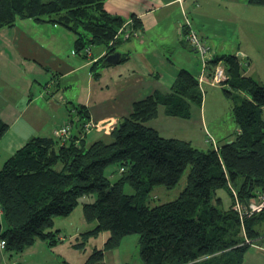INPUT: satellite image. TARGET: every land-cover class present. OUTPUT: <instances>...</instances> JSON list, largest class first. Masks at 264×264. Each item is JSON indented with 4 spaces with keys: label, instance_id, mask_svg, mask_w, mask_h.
I'll list each match as a JSON object with an SVG mask.
<instances>
[{
    "label": "trees",
    "instance_id": "16d2710c",
    "mask_svg": "<svg viewBox=\"0 0 264 264\" xmlns=\"http://www.w3.org/2000/svg\"><path fill=\"white\" fill-rule=\"evenodd\" d=\"M248 3L264 7V0ZM22 19L62 25L75 36V52L83 55L85 48L97 45L112 53L132 31L140 30L139 21L131 15L129 33L122 32L125 20L108 14L103 0H0V29ZM218 61L225 72L222 85L231 88L223 89L224 94L232 98L242 94L232 107L237 130L231 141L202 151L189 142L164 138L145 125L160 106L166 115L183 119L190 117L191 106L201 107L198 80L184 69L168 93L154 92L134 102L130 114L112 128L110 142L86 145L80 135L88 114L74 106L81 126L76 135L34 137L0 169L3 249L12 255L37 241L53 246L62 240L59 231L52 229L54 219L67 217L80 198L93 196L91 202L81 203L84 221L93 226L79 234L75 246L82 248L84 241L102 232L108 236L84 264H100L105 251L134 234L142 264H241L250 244L264 239L260 231L264 210L241 216L233 209L236 199L244 206L264 193V84L241 74L234 57L223 55L208 64ZM6 131L7 125L0 120V139ZM109 166L119 170L117 179L105 175ZM185 171L177 198L149 207L153 189L172 190ZM125 186L132 194L124 192ZM220 189L231 199L227 209L215 195Z\"/></svg>",
    "mask_w": 264,
    "mask_h": 264
},
{
    "label": "crops",
    "instance_id": "0c3cea01",
    "mask_svg": "<svg viewBox=\"0 0 264 264\" xmlns=\"http://www.w3.org/2000/svg\"><path fill=\"white\" fill-rule=\"evenodd\" d=\"M194 3L197 2L103 0V9L108 14L125 20L122 32L129 33L131 15L140 23V30L132 31L127 40L118 44L120 49H115L114 52L121 56L117 65L102 66L101 59L107 54L104 45L90 46L84 55L75 52V36L56 23L22 19L10 28L0 29V120L7 125V131L0 139L4 160L34 137L54 138L53 130L71 120L70 136L76 135L81 126L76 111L72 112L74 106L83 107L88 114L86 122L92 127L79 135L89 145L111 138L112 128L130 114L134 102L154 92L168 93L179 70L191 73L187 64L192 63L191 57L194 56L191 55L195 54L180 38L182 26L187 24L211 51L203 39L208 31V9L205 4L199 6ZM173 55L174 59L185 61L174 62ZM122 57L126 59L121 61ZM216 57L220 56H213ZM145 125L164 138L183 140L200 149L207 145L215 149L225 142L220 141L229 142L234 138L226 135L219 139V143H213L217 138L214 139L208 130L202 105L200 108L191 106L188 119L168 116L160 106L156 117ZM92 130L97 131V135L87 143ZM206 135L210 139H206ZM76 209H80L79 220L68 224L71 226L68 229L78 240L79 234L92 228L93 224L84 221L81 203L70 215ZM61 228L55 230H65L63 225ZM107 236L105 232L100 233L102 245ZM259 242L264 245V239ZM36 243L51 257V261H56L53 260L55 256L59 258L54 252L57 243L53 246L45 241ZM254 245L250 244V248L257 249ZM115 249L104 252L103 263L110 262L109 253Z\"/></svg>",
    "mask_w": 264,
    "mask_h": 264
},
{
    "label": "rangeland",
    "instance_id": "374dc122",
    "mask_svg": "<svg viewBox=\"0 0 264 264\" xmlns=\"http://www.w3.org/2000/svg\"><path fill=\"white\" fill-rule=\"evenodd\" d=\"M195 1L199 6L205 4L208 9V31L203 39L210 46L211 51L208 52L206 59L210 60L215 55L221 57L225 54L234 57L235 60L239 62L241 74L243 73L245 76L252 78L258 84L263 85L264 7L252 5L248 3V0ZM115 47L120 49L119 45H116ZM195 54L191 55L194 56L191 57L193 58L192 63L187 65H190L191 73L197 78L201 77L202 72H204V77L206 78L208 70L212 69L215 64H208V67L204 68L199 56L196 54V57ZM174 58L175 55L172 57L174 62L177 61L181 63L185 61L183 59L178 61ZM184 67L188 68V66ZM200 87L199 89L203 96V116L205 117L208 130L212 132L214 139L217 138L216 142L213 143H219L221 138L226 135H231L232 138L236 129L232 118V107L242 94L236 93L237 97H228L223 92V89L225 88L228 90L231 89L228 85L213 86L210 85L207 80L202 81ZM233 92H235V90ZM73 111H75V109H73L72 112ZM94 135H97V131L92 130L87 137V143H89ZM208 137L210 139V136L206 135V139ZM111 140V138L103 139L104 142H110ZM224 141L228 142L226 140L220 142L222 143ZM196 149L200 148L197 147ZM209 149L210 147L207 145L205 149L200 150L207 151ZM5 161L6 160H4V157L0 152V168H2ZM115 169L118 173L113 174L112 172H114ZM118 174L119 170H117L115 166H109L105 169V175L109 176L110 180L117 179ZM186 175L187 171L184 172L179 183L172 190H166L163 187H155L149 194V207H154L176 199L184 187ZM124 192L126 194H132V189L125 186ZM215 195L220 198L222 202L221 207L227 209L230 205L231 199L226 191L223 189L217 190ZM85 198L86 199L84 200L83 198L79 200L77 208L80 206V203L91 202L94 197ZM76 210L77 211H74L73 215L67 217L65 221L63 220L65 217L55 218L53 221L54 225L52 229H62L61 225H63L65 229L59 232V237L63 236V238L54 248L55 255L59 257H53V260L56 261H51V257L43 252L42 247L38 245L39 243H34V245L21 254L9 255L4 249H0V264H84L88 256L91 254V251L95 248L101 249L103 245L101 244L99 233L97 236L90 237L88 240L84 241L82 248H77L75 246L80 240L74 239L72 232H70L71 229H68L71 226L68 224H75L79 220L78 213L80 212V209ZM261 229V235H264V228L262 227ZM254 244V247L259 250L253 248L246 249L242 254L241 264H264V245L262 246L259 241ZM113 254H115L114 257ZM109 256H111L109 257L110 262H101L100 264H142L139 258L138 235L134 234L125 237L121 241L120 246L109 253ZM115 261H117V263Z\"/></svg>",
    "mask_w": 264,
    "mask_h": 264
},
{
    "label": "built area",
    "instance_id": "2783aa9c",
    "mask_svg": "<svg viewBox=\"0 0 264 264\" xmlns=\"http://www.w3.org/2000/svg\"><path fill=\"white\" fill-rule=\"evenodd\" d=\"M179 35L182 41H185V43L199 56L203 67L207 68L209 60L206 59V56L209 51L208 48L204 46L202 40L197 36V34L191 28H189L187 24H185L180 28ZM127 36L128 34L125 33L124 37ZM83 52L87 54L89 52V48H85ZM204 80L209 81V84L213 86L222 85V82L225 80V72L222 61H218L212 69L208 70L206 78L204 77V72L201 73V77L198 79L199 86ZM70 127L71 122L57 127L53 130V136L58 139H67L70 136ZM91 127L92 126L86 122L83 126V130L87 131ZM233 209L236 210L241 216H250L260 213L264 210V193L257 195L254 201L244 206H242L241 203L236 199ZM4 246V241L0 240V249H3Z\"/></svg>",
    "mask_w": 264,
    "mask_h": 264
},
{
    "label": "water",
    "instance_id": "95a60500",
    "mask_svg": "<svg viewBox=\"0 0 264 264\" xmlns=\"http://www.w3.org/2000/svg\"><path fill=\"white\" fill-rule=\"evenodd\" d=\"M120 53L112 52L108 53L103 57L102 63L105 65H117L120 62Z\"/></svg>",
    "mask_w": 264,
    "mask_h": 264
}]
</instances>
